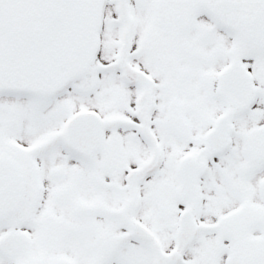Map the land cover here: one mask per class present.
Instances as JSON below:
<instances>
[{
	"label": "snow or ice",
	"instance_id": "snow-or-ice-1",
	"mask_svg": "<svg viewBox=\"0 0 264 264\" xmlns=\"http://www.w3.org/2000/svg\"><path fill=\"white\" fill-rule=\"evenodd\" d=\"M0 264H264V0H0Z\"/></svg>",
	"mask_w": 264,
	"mask_h": 264
}]
</instances>
